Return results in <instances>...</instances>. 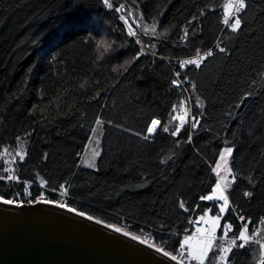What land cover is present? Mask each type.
<instances>
[{"label": "trees", "instance_id": "1", "mask_svg": "<svg viewBox=\"0 0 264 264\" xmlns=\"http://www.w3.org/2000/svg\"><path fill=\"white\" fill-rule=\"evenodd\" d=\"M109 2L111 9L103 0H0V176L13 164L19 177L0 180V195L26 204L42 195L175 255L193 231L191 221L208 208L217 213L199 197L210 194L218 180L212 168L229 146L236 179L217 237L225 221L238 232V217L250 219L254 238L244 249L234 248L228 261L259 264L264 0H246L237 31L223 23L226 0ZM120 5L124 9L116 11ZM152 25L155 32L146 33ZM101 40L111 45L107 51L98 47ZM211 48L213 56L199 68L180 66V59ZM177 72L192 115L173 136L174 107L183 97L172 84ZM193 116L196 129L189 126ZM144 117L159 119L169 132L158 129L145 140L137 135ZM97 133L98 169H89L83 159ZM249 191L253 195L245 196Z\"/></svg>", "mask_w": 264, "mask_h": 264}, {"label": "water", "instance_id": "2", "mask_svg": "<svg viewBox=\"0 0 264 264\" xmlns=\"http://www.w3.org/2000/svg\"><path fill=\"white\" fill-rule=\"evenodd\" d=\"M77 213L57 203L1 202L0 264H178Z\"/></svg>", "mask_w": 264, "mask_h": 264}, {"label": "snow or ice", "instance_id": "3", "mask_svg": "<svg viewBox=\"0 0 264 264\" xmlns=\"http://www.w3.org/2000/svg\"><path fill=\"white\" fill-rule=\"evenodd\" d=\"M104 4L107 5L109 9L113 7L112 3L109 0H103ZM226 9H233L235 8V14L233 17V22L229 24V20L225 19L224 23L228 25L232 31H237L241 28V17L240 13L246 10V0H229L228 3L224 5ZM124 9L123 5H120L116 11H122ZM124 20L125 24H128L127 18L124 16L120 17ZM195 19V18H194ZM155 32V25L150 26L149 28L145 29V32L148 31ZM128 35L135 37L137 35L136 31L132 28L130 24H128ZM187 33H185V37ZM139 43V40H137ZM111 45L107 44L105 41L101 40L98 42V47H104L105 51ZM220 51H226L224 48H219ZM213 51L209 50L203 55L200 54L199 50L197 51V58L195 59H186L180 62V66L184 67L185 65H194L196 68L201 66L203 60L208 57L213 56ZM177 77L180 76V73H176ZM173 85L179 88L181 86V82L178 80L172 81ZM183 107V103L181 105ZM175 111V108H174ZM174 120H178L179 124L174 131L171 132V135L178 136L181 130L184 128L185 120L184 115L174 116ZM192 122L190 123L191 129H196L199 125V121L195 116L191 118ZM97 124H102V121L97 120ZM160 129L164 132H169L168 127H162L161 121L159 119H152L150 121L149 126L146 129V135L144 139L147 140L151 136L157 133V130ZM139 135V133H137ZM188 139L191 140V136H188ZM6 151V150H5ZM234 152V148L226 147L223 149L221 153L218 154V162L216 163L215 167L212 168V171L216 173L219 179L214 184L210 194L202 195L199 197L202 201L212 202L213 206L217 208L216 215H209L211 213V208H208L205 211L204 215L198 217L197 220L191 221L194 225V234L185 235L180 242L179 250L177 254H173L172 252L165 251L163 247H158L155 243H149L147 239H142L141 236L136 235L130 231H127L121 227H117L112 224L106 225V227L113 229L117 233H121L125 237H130L134 241H138L140 244L146 245L149 248H154L155 251L162 253L165 257H170L172 261H178V264H192L193 261L196 264H229L228 257L229 254L233 252L234 248L244 249L249 242L254 237H250L248 235V225L251 223L250 219H247L243 216H239L238 219L240 220L241 228L238 232L233 231V226L230 222L225 221L223 229L221 231V235L219 238L217 237V231L221 228V220L224 217V214L229 211V199L228 196L225 194V186L227 185V179L224 176L220 175V171L222 168H227L228 166V159L232 156ZM100 153L97 149H93L92 161L95 160V157L98 156ZM23 155H20V159L23 160ZM92 161H88L89 167H95V164ZM11 171V170H8ZM228 171L231 172V169L228 168ZM15 180L19 181V177L15 175H7V176H0V180ZM233 181L236 179L235 176L232 177ZM42 183H46L42 181ZM64 192L67 193V188L64 189ZM31 195V193H29ZM253 195L252 192H245V196L251 197ZM0 202L12 205L17 203L15 199H5L2 195H0ZM36 203H45V204H54L57 203L56 201L49 200L44 196H40L38 200L35 201ZM58 207H65V204L57 203ZM181 209L187 210L185 208V204L181 201L179 204ZM69 211H76L73 208H69ZM80 216H85V213L78 212ZM88 220H93L94 217L87 216ZM96 223H103L101 220H96ZM201 223L203 226H201ZM187 231V230H186ZM233 231V236L229 238V232ZM225 241V243H217V240ZM239 242V243H238ZM259 243V241H257ZM261 247V258L259 264H264V244L260 245ZM210 253L212 254L210 256ZM178 256L180 259L178 260Z\"/></svg>", "mask_w": 264, "mask_h": 264}, {"label": "rangeland", "instance_id": "4", "mask_svg": "<svg viewBox=\"0 0 264 264\" xmlns=\"http://www.w3.org/2000/svg\"><path fill=\"white\" fill-rule=\"evenodd\" d=\"M152 120V118H147V117H144L138 128H137V133H139L140 135L142 136H145L147 133H146V129L147 127L149 126L150 124V121ZM101 141H102V137H101V134L100 133H97L93 139V141L91 142V144L89 145V148L87 149L85 155H84V159H83V166L86 167V168H89V169H98V159H99V156L101 154ZM226 147H229V146H226ZM224 147V148H226ZM223 148V149H224ZM93 149H97L99 151V155L95 157V160L92 161V155H93ZM222 149V151H223ZM221 151V152H222ZM20 155H24V153H20ZM88 161H92L94 164H95V167H89L88 166ZM218 162V160H217ZM216 162V163H217ZM9 165H12L13 164H9ZM8 165V166H9ZM216 165V164H215ZM228 168L231 169V157L228 159V166L227 168H222L221 171H220V175L221 176H224L226 177L227 179V185L225 186V194L228 196V190L230 189L232 183H233V179H232V169H231V172L228 171ZM219 179V177H218ZM229 199V198H228ZM17 204L19 207H22V206H25V205H33V203H30V204H26V203H23V202H17L15 203ZM35 204V203H34ZM66 205V204H65ZM67 206V205H66ZM68 207V206H67ZM229 207H230V202H229ZM227 213V212H226ZM226 213L224 214V216L226 215ZM209 215H212L211 213H209ZM224 218V217H223ZM223 220V219H222ZM222 220L220 222L221 226H222ZM201 226H203V224L201 223ZM219 230L217 231V234L219 233ZM190 234H194V228H193V231L190 233ZM189 235V234H188ZM249 235V234H248ZM250 236V235H249ZM251 237V236H250ZM251 241V240H250ZM261 243L264 244V239H260ZM179 260V259H178ZM195 262V261H193ZM185 264H187V261H185Z\"/></svg>", "mask_w": 264, "mask_h": 264}, {"label": "built area", "instance_id": "5", "mask_svg": "<svg viewBox=\"0 0 264 264\" xmlns=\"http://www.w3.org/2000/svg\"><path fill=\"white\" fill-rule=\"evenodd\" d=\"M229 0H226V2L224 3V5L226 3H228ZM223 5V9H224V13H223V23H224V20L225 19H228L229 20V23L233 20V17H234V14H235V8L233 9H226ZM137 27H139V23L137 21H135ZM225 27L228 26L224 23ZM183 41H186V37L183 38ZM217 46H218V43H217ZM209 50H212L214 52V49L211 48ZM207 50V51H209ZM207 51L205 52H200L201 55H203L204 53H206ZM197 58V54H195L194 56L192 57H188V58H184V59H180V62L183 61V60H186V59H195ZM174 80H178L181 82V86L179 88H177L176 86H174L176 89L180 90L181 93H183V97L180 101L179 104L175 105V111H174V116H180V115H184L185 116V120L187 121V123H185V125L188 124L189 122V119L192 115V103H191V98H190V95L189 93L187 92V90L185 89V85L184 83L180 80L179 77H175ZM173 84V83H172ZM183 103V107H181ZM152 119H157V118H152ZM176 121V126H178L179 124V121L178 120H175ZM184 125V126H185ZM155 135L151 136L149 139H152ZM23 157H25V154L23 155ZM24 159V158H23ZM8 170H11V171H8ZM7 175H15V170H14V166L12 165H9V166H6L4 171H3V176H7ZM7 180V179H6Z\"/></svg>", "mask_w": 264, "mask_h": 264}, {"label": "bare ground", "instance_id": "6", "mask_svg": "<svg viewBox=\"0 0 264 264\" xmlns=\"http://www.w3.org/2000/svg\"><path fill=\"white\" fill-rule=\"evenodd\" d=\"M1 203V202H0ZM65 208L66 209H69V207H67V206H65ZM73 212H75V211H73ZM76 213H77V211H76ZM130 238V237H129ZM153 250H155L154 248H152ZM160 253V252H159ZM162 254V253H161ZM168 258H170V257H168ZM174 262H176V263H178V261H174Z\"/></svg>", "mask_w": 264, "mask_h": 264}]
</instances>
